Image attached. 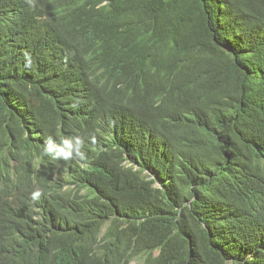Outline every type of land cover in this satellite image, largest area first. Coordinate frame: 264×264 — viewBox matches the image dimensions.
Here are the masks:
<instances>
[{
	"label": "trees",
	"instance_id": "obj_1",
	"mask_svg": "<svg viewBox=\"0 0 264 264\" xmlns=\"http://www.w3.org/2000/svg\"><path fill=\"white\" fill-rule=\"evenodd\" d=\"M0 264H264V0H0Z\"/></svg>",
	"mask_w": 264,
	"mask_h": 264
},
{
	"label": "clouds",
	"instance_id": "obj_2",
	"mask_svg": "<svg viewBox=\"0 0 264 264\" xmlns=\"http://www.w3.org/2000/svg\"><path fill=\"white\" fill-rule=\"evenodd\" d=\"M93 144L96 143L95 136L90 137ZM84 145L83 137L77 135L73 137L62 138L59 142L53 140L52 137H47L44 144V153L54 161L69 160L74 157L85 159V153L81 150ZM41 196V191L37 189L32 193V198L38 199Z\"/></svg>",
	"mask_w": 264,
	"mask_h": 264
}]
</instances>
